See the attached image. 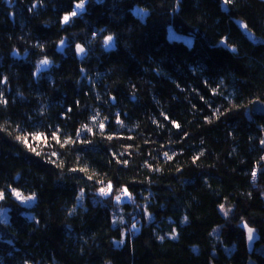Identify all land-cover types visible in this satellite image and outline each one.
<instances>
[{"label":"trees","instance_id":"1","mask_svg":"<svg viewBox=\"0 0 264 264\" xmlns=\"http://www.w3.org/2000/svg\"><path fill=\"white\" fill-rule=\"evenodd\" d=\"M79 2L0 0V264H264V0Z\"/></svg>","mask_w":264,"mask_h":264},{"label":"rangeland","instance_id":"2","mask_svg":"<svg viewBox=\"0 0 264 264\" xmlns=\"http://www.w3.org/2000/svg\"><path fill=\"white\" fill-rule=\"evenodd\" d=\"M84 6H85V3H84ZM73 11H76V13L78 14V13L81 12V9H77L76 6H75V8H74ZM133 12H134L135 15H137L138 17H140L142 19H145L146 18L147 11H145V10L139 8V7H135L134 10H133ZM68 16H70V18L73 17L70 14ZM238 24L241 27V29L243 30V32L245 33V35L250 40H252L255 43L264 42V39H261V38L255 36L253 33H251L247 29V27H245V24L243 22L239 21ZM169 38L170 39H175V40L183 41V42H185V43H187L189 45H191L193 43V38L192 37L187 36V35H183V34H179V33L175 32L172 27L169 28ZM223 44L225 45V42H223ZM14 193H15V197L20 202H22L24 205H30L29 202H31V200H32V202L35 200V198L33 196H27V197H25L22 193H20L18 191H14ZM16 193H19L20 195L18 196ZM129 200L130 199H129V197L127 195H125L123 199H120L121 202H123V201H129ZM7 212H8L7 208L0 209V220L7 221V219H8ZM31 217H32V215H31ZM243 227L246 230L247 244H248L249 250L251 251L252 248H253V246H254V242L257 239V235H256V232L254 231L253 228L248 227L245 224L243 225ZM249 229H252L251 239H249ZM250 264H254V263L251 262Z\"/></svg>","mask_w":264,"mask_h":264},{"label":"snow or ice","instance_id":"3","mask_svg":"<svg viewBox=\"0 0 264 264\" xmlns=\"http://www.w3.org/2000/svg\"><path fill=\"white\" fill-rule=\"evenodd\" d=\"M224 2H225V3H229L230 0H224ZM84 3H85V0H80V2L76 5V8L82 10L83 7H84ZM76 14H77L76 11H73L70 15H71V16H75ZM69 19H70V16H68V15H66V16L64 17V21H65V22H68ZM245 27H246V26H245ZM112 39H113V38H112L111 36L107 37L105 43L107 44V43L111 42ZM77 47H78V50H79L80 52H83V51H84V49H83L82 47H80V46H77ZM47 63H49V61H47V60L41 61V64H47ZM177 126H178V125H177ZM101 127H103V125H101ZM37 138H39V137H37ZM24 140H25V143H27V138H26V137L24 138ZM109 187H110V186H109ZM101 191L103 192L104 190L102 189ZM125 191H126V190H125ZM16 194H17L18 196L20 195L19 193H16ZM0 198H3V194H0ZM117 199H119V197H118ZM251 233H252V229H249V239H251Z\"/></svg>","mask_w":264,"mask_h":264},{"label":"water","instance_id":"4","mask_svg":"<svg viewBox=\"0 0 264 264\" xmlns=\"http://www.w3.org/2000/svg\"><path fill=\"white\" fill-rule=\"evenodd\" d=\"M81 55V53H79ZM252 113L254 116L264 118V101L258 100L252 105Z\"/></svg>","mask_w":264,"mask_h":264}]
</instances>
